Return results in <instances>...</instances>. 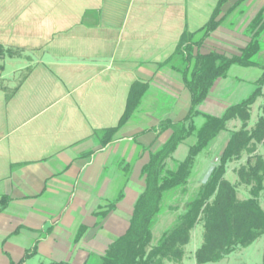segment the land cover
I'll list each match as a JSON object with an SVG mask.
<instances>
[{
    "label": "crops",
    "instance_id": "obj_1",
    "mask_svg": "<svg viewBox=\"0 0 264 264\" xmlns=\"http://www.w3.org/2000/svg\"><path fill=\"white\" fill-rule=\"evenodd\" d=\"M1 2L13 14L0 24V44L14 54L0 58V264H96L130 224L146 187L143 167L170 138V123L191 109L179 57L168 59L185 31L202 38L217 5L140 0L135 11V0ZM262 9L264 0H226L220 25L194 53L241 54ZM6 58L21 65L13 74ZM258 62L233 64L214 82L196 127L252 94L264 74ZM136 81L146 85L139 104L103 146L99 131L118 124ZM231 134L213 140L217 155ZM194 141L174 158L185 159Z\"/></svg>",
    "mask_w": 264,
    "mask_h": 264
},
{
    "label": "trees",
    "instance_id": "obj_2",
    "mask_svg": "<svg viewBox=\"0 0 264 264\" xmlns=\"http://www.w3.org/2000/svg\"><path fill=\"white\" fill-rule=\"evenodd\" d=\"M225 1L219 0L212 16L200 29L204 31L202 38L196 40V32L185 31L168 59L171 61L179 57L180 65L175 67L182 72L191 93V109L182 121L170 123V138L151 154L143 167L146 187L136 200L130 224L109 245L96 264H182L185 247L200 221L203 222L204 240L195 251L197 264L216 263L237 248L248 247L258 238H264V209L260 202L264 192V104L261 105L262 114L257 122L249 127L252 105L263 94L264 74L252 94L231 105L222 116L204 115L205 121L200 127L194 123V117L200 114L197 106L205 100L214 82L226 76L233 64L260 65L256 57L264 48L260 38L264 31V9L251 21V32L259 28L241 54L229 56L214 50L205 54L194 53V47L202 44L220 25L221 19L218 17ZM13 54L12 49L0 44V58ZM145 88L146 85L138 81L132 85L118 124L99 131L103 146L109 144L128 121ZM232 121H239L240 125L232 130L227 145L214 163L209 180L200 183L195 196L185 202L175 224L157 244H152V230L162 212L164 193L188 184L198 155L209 147L220 132L230 130ZM190 136H195V141L189 144L188 155L183 160H177L174 152ZM244 156L245 163L234 168L239 180L233 183L225 177L229 164ZM238 185L249 188L248 198L238 197Z\"/></svg>",
    "mask_w": 264,
    "mask_h": 264
},
{
    "label": "rangeland",
    "instance_id": "obj_3",
    "mask_svg": "<svg viewBox=\"0 0 264 264\" xmlns=\"http://www.w3.org/2000/svg\"><path fill=\"white\" fill-rule=\"evenodd\" d=\"M135 1L136 2L134 5V10L136 11L139 10L138 7L140 5V0H135ZM203 1H207V3L209 2L212 3L213 7H215L218 3V0H203ZM0 4H3L1 0H0ZM4 5L5 7H3V11H0L1 25L6 24L7 19L12 18V14H13L12 11H9L11 10V8L8 7V5H11V2L4 3ZM151 6L152 5H150L149 7ZM248 6H252V2ZM243 9L247 11V7L243 6ZM234 16H235V11L229 16V18ZM20 18L21 17H19V19ZM19 26H22V24H20ZM12 28L13 25L11 22L10 29ZM261 35H262V44L264 47V32H262ZM32 57L35 58L33 55ZM256 59L259 60L261 64L264 66V48L263 51L257 55ZM14 61L17 62L18 59ZM3 63L5 66L6 74H11V73L13 74L14 69L19 68L21 66L18 62L16 67L13 66L10 58H6L5 60H3ZM33 64L36 63L33 61ZM32 67L37 68L39 66L33 65ZM23 73H28V69L24 70ZM0 89L2 90V88ZM262 104H264V87H263V94L260 97H258L256 102L252 105L249 127L254 126L260 114H262V110H261ZM233 123H234L233 121L230 122L229 124L230 130H227L228 132H232L233 129L237 128V125H234ZM218 157L219 154L217 155V152L210 144L207 149H205L203 152H201L198 155L188 184L185 186L176 187L164 193V197L161 203L162 212L156 218L152 230L153 231L152 244H157L164 235V233L175 224L178 214H180L184 208L185 202L192 199L197 193L199 185L209 169L207 168L208 162L212 160L213 163L212 165H214V163L218 161ZM245 161H246V156H244L241 160L234 161L231 164H229L225 177L233 183H238L239 179L237 173L234 171V167H238L241 164H244ZM249 196H250L249 188L244 185H238V197L241 199H245L248 198ZM260 202L264 209V192L260 197ZM203 240H204V228H203V222L200 221L194 227L191 235V240L189 244H187L185 247L186 254L182 264H197L195 259V251L202 245ZM212 264H264V238L263 237L258 238L248 247L237 248L235 251L227 255L222 260Z\"/></svg>",
    "mask_w": 264,
    "mask_h": 264
},
{
    "label": "water",
    "instance_id": "obj_4",
    "mask_svg": "<svg viewBox=\"0 0 264 264\" xmlns=\"http://www.w3.org/2000/svg\"><path fill=\"white\" fill-rule=\"evenodd\" d=\"M214 168H215L214 165H211V166L209 167L207 173L205 174V176H204V178H203V180H202L203 183H206V182L209 180V178H210V176H211V174H212Z\"/></svg>",
    "mask_w": 264,
    "mask_h": 264
},
{
    "label": "built area",
    "instance_id": "obj_5",
    "mask_svg": "<svg viewBox=\"0 0 264 264\" xmlns=\"http://www.w3.org/2000/svg\"><path fill=\"white\" fill-rule=\"evenodd\" d=\"M3 77V68H2V66H1V64H0V79Z\"/></svg>",
    "mask_w": 264,
    "mask_h": 264
}]
</instances>
